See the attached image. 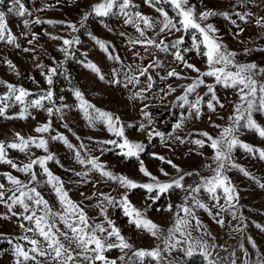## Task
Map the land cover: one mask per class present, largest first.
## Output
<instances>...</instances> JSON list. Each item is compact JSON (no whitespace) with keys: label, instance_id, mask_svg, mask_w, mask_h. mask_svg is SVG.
Masks as SVG:
<instances>
[{"label":"rangeland","instance_id":"1","mask_svg":"<svg viewBox=\"0 0 264 264\" xmlns=\"http://www.w3.org/2000/svg\"><path fill=\"white\" fill-rule=\"evenodd\" d=\"M23 2L32 15L19 17L8 14L6 18L9 28L16 40L12 44L0 41V82H3L0 83V96L8 92L7 84L28 90L31 93L28 100L38 99L49 90L54 95L53 102L47 100L42 102V108L29 107L25 119L18 117L23 106L15 102H12L13 106L6 110V116L13 118L0 117V141L6 145L17 142L16 133L24 137L43 136L48 140V152L34 145H31L26 152L6 148L7 158L22 167L31 159L52 154L54 159L47 161L46 166L54 175L61 178L70 199L78 203L96 223L105 221L100 208L96 207L103 201L101 193L115 198L116 201L126 194L131 204L144 212L148 219L167 229L177 210L175 206L184 203V197L187 194L185 191L173 188L163 194L156 192L148 194L143 188L126 190L117 181L103 177L90 165L79 164L75 153L79 151L82 158L98 157L106 170L114 175L127 176L137 183L150 182V178L139 171L141 161L162 182H168L179 175L192 172V176H185L184 183L195 186L200 183L201 177L213 174L206 165L214 168L215 164L212 159L214 152L208 143L206 142L201 148L194 141L206 140L199 135L205 131L213 137L218 135L220 129L212 125L225 124L227 117L233 111V102L237 100L235 90L215 85L216 95L225 107L221 108L217 104L216 111L212 112L208 110L206 104L211 94L205 96L207 87L201 85L188 97L190 102H194L198 95L204 96L205 102L201 104V114L197 118L195 115H190L193 110L189 108V105L183 104L182 101L177 100V97L184 94V88L193 82L198 73L185 68L182 62L176 61L173 56L174 49L170 48L168 52H161L149 48L145 51L144 46L130 45L129 38L135 39L139 34L132 26L125 25L124 18L118 14L108 17L92 14L81 23L84 13L90 12L91 6L100 0H23ZM133 3L136 7L132 11H140L154 19H160L159 13L154 7L145 3V0H133ZM189 3L195 6L197 12L213 10L217 13L210 16L204 23H211L218 29L216 35L221 42L227 46L228 50L237 54L236 62L255 63L259 67H264V27L257 24V20L264 17V0H189ZM9 5L10 0H5L0 10L7 12ZM156 6H163L170 17L177 19L169 5L157 4ZM221 13H227L230 18L226 19ZM237 13L243 15L245 19L241 20ZM24 19L30 21L27 28L24 27ZM37 19L42 22L35 23ZM232 21H235V24ZM69 24H75L78 30L73 32L68 27ZM157 31L158 29L149 30L146 34L158 40L165 39L166 43L183 36L184 42L180 50L185 60L202 72L207 70L206 57L202 54L203 46L199 52L192 47V36H199L198 33L194 30L187 33L173 31L166 36L164 34L157 36ZM121 32L126 35L121 36ZM34 35L35 38H33ZM92 36L107 44L108 53L96 44ZM53 37L62 39H53ZM74 37L80 42L69 48L68 55L59 51L64 46L63 38ZM184 49H190V51L185 52ZM109 54L118 55L122 63L109 59ZM154 60H159L160 66L150 69L149 74L154 81L153 87L142 96L133 98V93L146 87L147 81L145 77H140L139 85L130 84L125 87L124 73L127 72V66H147ZM8 61H11L15 67H9ZM89 62L95 63L100 68L104 76L103 80L86 67ZM50 68H57V72L52 75L48 71ZM172 68H175L182 78L167 77V72ZM113 70L118 73V76H114ZM46 75H52L51 85L47 83ZM161 77L166 78L161 79ZM116 78L120 80V83H112ZM204 79L206 84H215L213 77H204ZM169 86L176 91L170 93ZM76 90L83 93L84 98L96 108L119 117L120 124L124 126L125 136L130 141L143 143L145 146L139 158L125 156L124 150L117 145L104 143L110 140L121 143L122 138L109 132L106 123L102 121L89 124L74 95ZM49 107L53 108L52 115L47 112ZM56 108H60L61 111L56 112ZM142 110L150 114L148 118L142 114ZM253 116L257 123L264 126V112H255ZM178 123L181 124L179 129L176 128ZM43 124H49L50 131L43 134L37 133L35 128ZM141 125L145 127L141 128ZM157 131L164 133V137L154 134L149 137V132ZM60 135L66 137L73 148H68L59 139H51L53 136ZM239 139L254 148L264 149V138H261L254 130L241 128ZM153 153L156 155L154 156ZM232 156L234 162L251 173L255 179L243 175L237 168H229L225 174L235 186L239 197L233 202L235 207L229 211H221L220 207L214 206L216 202L209 198L208 193L202 190L198 198L209 205L211 214L199 208H195V211L204 226L203 231L211 234V236H205V239L210 244L217 245L216 252L220 257L235 258L236 264H256L258 259L264 258V231L257 227V225L264 227V188L256 182L259 180L260 183H264V160L259 158L257 152L248 153L239 147L234 149ZM159 157L164 159L161 160ZM167 161H172V164L177 165L182 171L178 173ZM161 169L168 175L165 176ZM33 171L37 176L36 181H31L30 174L0 163V183L5 184L6 188H11L4 175L11 173L28 183L30 187H36L54 212H62L63 209L55 191L47 182V175L39 165H34ZM220 204L227 208L223 199L220 200ZM169 205L173 206L172 212L167 210ZM102 206L106 208L107 217L115 222L135 248L156 246L158 241L130 223L119 204L114 206L104 201ZM14 211L21 213L23 210L17 206ZM220 220H223V224L218 223ZM21 223H24L26 227L30 226L20 216L13 217L7 207L0 204V264H15L13 249L16 243L30 247L26 241L20 240V237L25 235L24 229L19 226ZM105 226H107L106 223ZM58 227L64 230L63 224H58ZM201 234V230L194 233L197 236ZM28 235L32 234L28 233ZM231 253H235V257H231ZM106 255L110 259H116L122 253L119 249H112ZM128 255L130 256L131 252ZM173 257L179 261V264H206L199 253L187 257L182 252L176 251ZM118 264H120L119 261ZM145 264H148V261ZM224 264H227V261Z\"/></svg>","mask_w":264,"mask_h":264},{"label":"snow or ice","instance_id":"2","mask_svg":"<svg viewBox=\"0 0 264 264\" xmlns=\"http://www.w3.org/2000/svg\"><path fill=\"white\" fill-rule=\"evenodd\" d=\"M150 7H154L155 11L159 13L160 19H154L150 16L142 14L140 11H132L136 6L133 0H100L91 6L90 12H85L81 23L87 20L92 14L98 17H108L110 15H119L123 17L125 25L132 26L139 34L137 38H129L130 45H141L145 47V51L149 48H154L161 52H168L169 49H174L173 56L176 61L182 62L185 68L191 69L198 73V76L191 84L184 88V94L177 97V100L182 101L183 104L189 105L193 110L190 115H195L199 118L201 114V104L204 103V96H197L194 102H190L188 97L190 94L195 93L201 85H206L207 92L205 96L210 95L206 101L208 110L215 112L216 105L221 108L225 107L220 103L215 85H222L224 88H232L235 90L237 100L233 102V111L227 117L225 124H213L212 126L220 129L217 136L213 137L208 132L199 133V135L206 138L197 139L194 143L201 148L208 143V146L213 150V162L215 167L206 165L207 168L213 173L211 176L201 177L200 183L193 185H185V176H192V172L179 175L168 182L160 181L154 176L145 166L143 161L140 162L139 171L144 176L150 178L148 183H137L131 178L124 175H114L111 171L106 170L103 163L99 161L98 157L82 158L80 152L75 153L77 162L81 165H90L92 169L100 172L103 177L110 180L117 181L123 188L135 189L143 188L148 194L156 192L163 194L173 188L181 189L187 194L184 197V203L176 205L177 209L171 225L164 229L160 225L148 219L144 212L137 209L131 204L127 195H123L119 201L115 198L101 193L103 201L98 203L96 207L100 208L101 214L104 215L105 221L96 223L88 216L85 210L80 205L70 199L68 192L64 189L63 181L60 177L54 175L46 166L47 161L54 159L52 154L47 156L37 157L31 159L29 163L24 164L22 167L18 166L12 159L7 158L6 148L18 149L20 152H26L31 145L36 148L43 149L48 152V140L43 136L40 137H24L16 133V141L8 143L7 145L0 141V163L10 165L17 171L30 174L31 181H36L37 176L33 171L34 165H39L43 172L47 175V182L52 185L55 194L62 206V212H54L49 206V202L41 195L36 187H30L28 183L20 180L11 173H5L8 183L12 186L6 188L5 184L0 183V204H4L13 217L20 216L23 221H27L30 226H25L21 223L19 226L24 229L25 235L20 237V240L26 241V247L21 243H16L13 249L15 257V264H179L173 257V253L180 251L184 256L192 257L194 254L199 253L206 264H236V259L229 257H220L216 252L217 245L209 243L205 236H211L210 233L203 231V224L195 208L203 209L211 214V209L208 204L204 203L198 198V194L203 190L208 193L209 198L215 201L214 206L220 207L221 211H229L235 207L234 201L238 200V194L235 186L232 184L230 178L225 174L229 168H237L243 175L252 179L246 169L240 167L233 160L232 153L237 147L244 149L248 153L257 152L259 158L264 160V149L254 148L248 143H244L239 139V132L241 128L254 130L261 138H264V126H261L254 119L255 112H264V67H259L255 63L241 64L236 62V53L228 50L227 46L223 44L220 38L216 35L218 29L211 23H204L210 16L217 15L213 10H206L197 12L194 5L189 3V0H145ZM5 4V0H0V6ZM169 5L175 12L177 19L170 17L169 12L163 6L157 7L156 5ZM13 14L19 17L31 16V11L25 6L23 0H10V5L7 7V12L0 10V41H5L9 44L15 42L16 37L12 34L9 28L7 15ZM225 18H230L227 13H221ZM239 15L241 20H244L243 15ZM39 19L35 23H41ZM48 23H53L48 21ZM235 24V21H232ZM24 27L27 28L30 24L28 19L23 20ZM257 24L264 27V17L257 20ZM68 27L73 31H77L75 24H69ZM157 36L175 32L184 33L194 30L199 36H192V47L198 52L203 46V55L206 57L207 70L201 71L195 65L188 63L180 50L183 44V36L174 41L165 42V39H156L149 37L146 33L149 30L155 31ZM110 30V29H109ZM91 35V34H89ZM121 36L126 33L121 32ZM35 38V35L33 36ZM53 39H62L60 37H53ZM96 44L106 53H108L107 44L92 36ZM31 43V41H29ZM78 38L67 39L63 38V47L59 51L64 52L65 55L69 54V48L73 44H78ZM27 51V49H26ZM183 51H190L184 49ZM138 55V53L136 54ZM155 55V53H152ZM109 59L121 62L118 55L113 56L109 54ZM9 67L14 68L11 61H8ZM160 61L154 60L153 63L147 66L132 65L127 66L125 76V87L128 85H139L141 83L140 77H145L147 84L146 87L141 88L139 91L133 93V98L142 96L144 92L149 91L154 84L153 77L149 74L150 69L159 67ZM86 67L96 73L101 80L104 76L101 74L100 68L92 62H89ZM49 73L54 75L57 68H50ZM114 76L118 73L113 70ZM52 75H46V81L49 85L52 84ZM167 77L182 78L181 74L172 68L167 72ZM204 77H213L215 84H206ZM166 77H161L165 79ZM3 83V82H0ZM112 83H120L118 78L114 79ZM8 92L0 96V117L12 119L13 117L6 116V110L13 106L12 102L22 105L21 111L18 113L20 119L26 118V112L29 107L42 108L43 101L47 100L53 102V92L51 90L42 94L38 99L28 100L27 98L31 93L23 87H17L12 84L6 85ZM175 88L169 86V92H175ZM74 95L79 101V108L84 113L85 119L89 124L95 121H102L106 123L108 131L112 132L116 137L122 138L121 143L116 140L105 141L117 145L120 149L124 150L123 154L129 157L139 158V154L144 151L145 146L143 143L132 142L125 136L124 126L120 124L119 117H114L112 113L102 111L96 108L84 98L83 93L76 90ZM61 99H63L61 97ZM215 102V103H214ZM147 107V106H145ZM91 110V111H90ZM60 112V108L55 109ZM49 115L53 114V108H47ZM142 114L148 118L149 113L142 110ZM220 119H224L220 117ZM149 123H151L149 119ZM145 125H141L144 128ZM181 124L178 123L176 128L179 129ZM37 133H48L50 131L49 124H43L35 128ZM164 137L162 132H149V137L152 135ZM51 139H59L68 148H73V145L67 140L66 137L53 136ZM83 147V145H81ZM155 156L156 154L153 153ZM163 160V157H159ZM59 163V161H56ZM172 164V161H167ZM172 167L181 172L177 165L172 164ZM161 172L167 176L168 173L161 169ZM199 175V173H195ZM81 175V173H76ZM86 175V173H85ZM261 188H264V183L256 181ZM9 193H11L9 195ZM222 193V195H221ZM90 198V197H89ZM158 198V196L156 197ZM223 199L227 208L220 204ZM106 201L109 205H116L122 208L123 213L129 218V222L134 224L137 229H141L151 235L158 243L152 248H135L134 245L122 234L121 229L116 226L115 222L107 217L106 208L102 205ZM20 207L23 211L17 213L14 211L16 207ZM169 212L173 211V206L169 205ZM219 215V213H216ZM233 215L235 213L233 212ZM105 223L107 226H105ZM223 224V220L218 221ZM58 224H63L64 230L58 227ZM264 231V227L257 225ZM197 230H201L202 234L194 235ZM240 231V229H236ZM31 233L32 235H28ZM214 239V238H213ZM251 239V238H249ZM243 247V245H241ZM255 247V243H253ZM112 249H119L122 255L116 259H110L106 253ZM131 252L129 256L128 253ZM235 257V253L230 254ZM256 264H264V258L257 260Z\"/></svg>","mask_w":264,"mask_h":264}]
</instances>
